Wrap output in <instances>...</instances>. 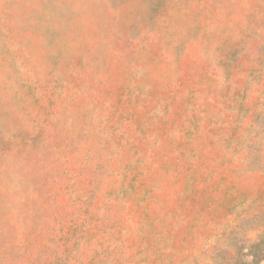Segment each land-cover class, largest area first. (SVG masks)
<instances>
[{
  "label": "rangeland",
  "instance_id": "374dc122",
  "mask_svg": "<svg viewBox=\"0 0 264 264\" xmlns=\"http://www.w3.org/2000/svg\"><path fill=\"white\" fill-rule=\"evenodd\" d=\"M261 212L264 0H0V264H215Z\"/></svg>",
  "mask_w": 264,
  "mask_h": 264
},
{
  "label": "trees",
  "instance_id": "16d2710c",
  "mask_svg": "<svg viewBox=\"0 0 264 264\" xmlns=\"http://www.w3.org/2000/svg\"><path fill=\"white\" fill-rule=\"evenodd\" d=\"M252 228L258 230L255 239H246L235 247V252L227 254L215 264H260L264 262V212L257 213L250 217ZM227 252H229L227 250Z\"/></svg>",
  "mask_w": 264,
  "mask_h": 264
}]
</instances>
